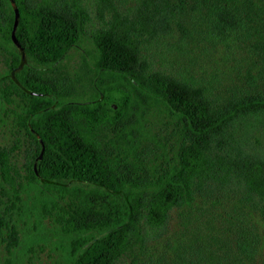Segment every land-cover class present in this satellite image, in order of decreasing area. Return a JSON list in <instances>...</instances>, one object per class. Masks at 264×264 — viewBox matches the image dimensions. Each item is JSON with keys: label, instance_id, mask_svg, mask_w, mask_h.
I'll return each instance as SVG.
<instances>
[{"label": "trees", "instance_id": "obj_1", "mask_svg": "<svg viewBox=\"0 0 264 264\" xmlns=\"http://www.w3.org/2000/svg\"><path fill=\"white\" fill-rule=\"evenodd\" d=\"M14 1L25 61L17 82L15 13L0 0V44L10 55L0 112L19 134L0 148L9 199L0 244L16 246L18 219L32 216L57 229L61 264H116L143 245L148 226L164 225L173 210L199 220L214 193L233 187L244 193L227 214L237 227L223 226L225 252L206 264H243L264 248V154L239 142L249 123L264 122V0H136L127 12L100 0L112 17L74 77L64 59L89 19L81 1ZM167 36L229 55L224 86L154 66L149 46Z\"/></svg>", "mask_w": 264, "mask_h": 264}, {"label": "rangeland", "instance_id": "obj_2", "mask_svg": "<svg viewBox=\"0 0 264 264\" xmlns=\"http://www.w3.org/2000/svg\"><path fill=\"white\" fill-rule=\"evenodd\" d=\"M86 8L89 19L85 26L83 39L78 46L70 49L64 63L67 74L71 77L82 74L85 69V61L92 60V35L95 30L104 26L112 17L111 7H103L100 0H80ZM113 9L120 12L134 10L136 0H109ZM178 38L167 36L164 39L154 40L150 44V51L154 52V66H162L169 70L192 73L195 77H201L212 87H223L225 72L230 69L232 58L224 57L222 50L202 48L192 44H183ZM181 44V45H180ZM10 55L0 44V72L8 69ZM81 81H83L81 79ZM80 82V79H78ZM83 83V82H82ZM83 96L89 95L90 87L83 86ZM11 119L6 113L0 112V148L9 147L14 139L19 136L16 129L10 123ZM239 142L248 152L264 154V122L253 120L239 134ZM26 142L18 151L19 163L25 155ZM19 163H17L19 165ZM6 186L3 176L0 174V185ZM4 190V189H3ZM241 191L230 187L227 190L218 191L212 195L214 205L205 204L208 210L200 217L188 215L186 212L173 210L168 221L161 226H148L145 232V240L142 246H137L132 253L123 255L116 264H206L207 259L213 260L218 254L225 252L223 240L227 236V230L223 226H229L232 230L237 227L235 223H229L227 214L231 213V206L237 201ZM0 206L8 203L5 190L0 189ZM247 209V208H245ZM255 215L241 217L251 223ZM19 243L10 247L6 243L0 244V264H61L62 249L57 248L56 241L59 233L46 220L37 221L36 217L18 219ZM212 235L213 238H207ZM8 246V247H7ZM208 259V260H209ZM243 264H264V248L261 247L257 254Z\"/></svg>", "mask_w": 264, "mask_h": 264}, {"label": "water", "instance_id": "obj_3", "mask_svg": "<svg viewBox=\"0 0 264 264\" xmlns=\"http://www.w3.org/2000/svg\"><path fill=\"white\" fill-rule=\"evenodd\" d=\"M12 6H13V9H14V13H15V16H14V22H13V26H12V30H11V38L13 40V42L15 43V45L18 47V49L20 50V54H21V58H20V62L19 64L17 65L16 68L12 69L11 70V76L12 78L17 81V78L15 77V71L17 69H19L24 61H25V51L23 49V47L21 46V44L19 43L18 39L16 38L15 36V28H16V25H17V21H18V17H19V12H18V8L15 4V1L14 0H10ZM18 82V81H17ZM42 150H43V146H42V149H41V152L39 153V157L41 156L42 154Z\"/></svg>", "mask_w": 264, "mask_h": 264}]
</instances>
